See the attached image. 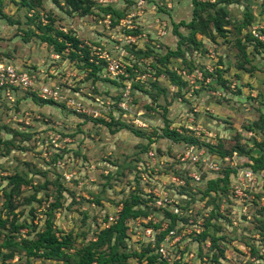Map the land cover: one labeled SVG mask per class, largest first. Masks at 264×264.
<instances>
[{"label": "rangeland", "instance_id": "rangeland-1", "mask_svg": "<svg viewBox=\"0 0 264 264\" xmlns=\"http://www.w3.org/2000/svg\"><path fill=\"white\" fill-rule=\"evenodd\" d=\"M67 1L32 0L27 6L21 0H0V60L33 69L42 82L58 85L63 96L62 103L50 104L25 91H15L10 97L0 91V217L6 218L5 228L0 227V261L5 264H63V260L27 257L15 247L2 246L6 239H35L48 224L58 237L70 239L66 252L68 264H74L77 251L97 241L106 229L109 214L123 209L124 202L131 203L133 192L144 200V192L153 183H161L163 177L155 172L162 173L161 164L152 166L153 161L146 166L145 156L136 160L154 141L151 145L161 151L163 168L175 161L182 145L162 134L165 124L198 137L203 145H216L218 153L232 155L244 145L258 156L264 148V48L245 38L248 31L236 29L247 21L250 11L254 19L248 30L258 27L264 32V0H230L226 33L212 30L214 38L198 33L196 42L187 38L192 0H142L141 5L138 0H85L82 5L90 7L86 15L70 10ZM207 11L200 10L203 16ZM175 26L184 38L175 34ZM57 31L74 35L87 48L88 60L83 48L75 51L67 43L60 56L41 40L42 33L56 35ZM242 44L246 57L239 52ZM178 47L183 56L170 58L171 70L190 75L192 67H198L207 73L220 63V79L211 83L190 75L185 98L172 97L174 88L160 70L167 50ZM103 50L126 68L137 69L140 78L129 75L117 83L104 69L95 68L98 52ZM71 95L85 96V108L95 110L97 117L73 112L64 104ZM232 161L244 159L236 156ZM134 168L140 173L137 178ZM146 169L150 171L147 176ZM210 177L217 173L207 175L199 186L206 188ZM258 185L264 188V174L259 175ZM194 188L193 197H197L192 213L205 218L203 223L208 221L207 233L216 235V243L194 246L198 256L188 264H264L261 208L254 203L245 214L243 205H235L226 188L209 202L205 194L200 200ZM142 205L141 201L136 208L144 211ZM140 219V215L130 216L125 221L119 251L143 250L145 243L138 239ZM11 251L16 252L10 257Z\"/></svg>", "mask_w": 264, "mask_h": 264}, {"label": "trees", "instance_id": "trees-1", "mask_svg": "<svg viewBox=\"0 0 264 264\" xmlns=\"http://www.w3.org/2000/svg\"><path fill=\"white\" fill-rule=\"evenodd\" d=\"M32 0H21V3L23 5L30 6ZM68 5L70 10H80V15H86L90 12V7L88 6H83L84 3L86 2L85 0H68ZM83 2V5H82ZM230 0H221L220 2L217 3H211L209 1H200V0H192V3L194 5L193 9V19H191L188 23H186V26L189 28L190 35L187 37L189 40H192L196 42L195 39V34L197 35L198 33L209 36L211 38L213 37L212 30H215L217 33L220 35H223L226 33V24L228 23L225 19L227 18L228 15V8L226 7L227 3H230ZM86 4V3H85ZM104 9V7H102ZM107 9L110 10L112 13L118 12L116 9H113L112 7H107ZM210 9V10H209ZM106 10V9H104ZM200 10H208L206 15L203 16L200 12ZM246 17H249L247 21L243 22L242 24L236 25L237 31H241L242 29L248 31L247 35L245 38L247 40H251L255 46L261 49L262 45L261 43L252 35L251 31L248 30V27L251 24V21L253 18L252 14L250 11L246 13ZM184 24V22L182 23ZM49 27V26H48ZM47 27V28H48ZM263 31V29L261 30ZM35 33V31H33ZM44 35H41V40L46 41L49 45H52L54 47V50L56 53L60 54V56H63V50L66 47L67 43H70L72 45V48L76 51L79 48H83V51H86L87 54L85 56V59L88 60V51L87 48L84 46H81L79 44L78 39L71 34L62 32V31H57L56 35H49L48 33H42ZM175 34L179 36V38H184L182 33L177 32L176 26H175ZM57 36H61L63 39L61 41L58 40ZM251 38V39H250ZM25 41H27V38H24ZM180 42V41H179ZM240 42V40H238ZM80 46V47H79ZM245 44L239 45V52L241 53L242 56L246 57L245 53ZM74 52V51H73ZM76 53H73V56ZM183 52L181 51V48L178 47L176 50H167L165 55L163 56V69L160 70L163 75L167 76L168 83L170 84L169 86L173 87L174 90L172 91L171 96L174 98L181 97L182 99L185 98V91H184V86L188 84V79H186V76L183 75L182 73H176L175 71L171 70L168 67V63L171 57H177V58H182ZM95 64V63H93ZM95 68L99 67L100 69H103V64H96L94 65ZM237 67L239 69H244V67L240 64L237 63ZM222 68V65L220 63L215 64L213 67L212 71L203 72L201 71L198 67H192L191 71H194L196 69L200 70L203 74V79L205 80L206 78H210L209 82H213L216 79L219 80L220 78L219 71ZM128 71L130 70V77L133 79L135 77V70L134 68L127 67ZM132 69V70H131ZM138 71V70H137ZM188 74V73H186ZM111 78L110 76H108ZM129 77V78H130ZM218 77V78H216ZM124 79V77H120V79L117 78H111V80H114L117 83H120V80ZM126 79V78H125ZM223 84L225 81H221ZM210 83V84H211ZM220 86V84H218ZM73 91L74 93L77 92V90H70ZM164 93L167 94L169 91V87L167 89H163ZM19 92V91H18ZM26 93V92H25ZM30 93V92H28ZM73 93V94H74ZM79 93V92H77ZM180 93V95H179ZM188 94V92H187ZM33 96H36L35 94H31ZM169 95V94H168ZM73 96V95H71ZM75 96V95H74ZM38 97V96H37ZM84 100L85 96H81ZM86 99V98H85ZM44 103H50V104H58L62 103L63 101H54L52 99H42ZM65 104V101H64ZM115 104V103H114ZM66 105V104H65ZM73 112H76L75 110H72ZM77 113V112H76ZM78 114H83L84 113H78ZM87 116V115H86ZM112 118V117H111ZM98 120V119H97ZM166 121V120H165ZM164 136L172 139L175 143L179 145H186V144H196L200 147H204L206 150L207 155L212 156L215 155L217 158H219V165H220V170L217 173V177H210L208 179V184L206 188L197 187V193L201 194L200 200H202V196H206L205 202L208 200V202L215 198L216 194L220 192H224V188L229 191L230 185H231V174H237V171L239 168H244V167H249L251 168L254 172L260 173L264 171V148L262 147V143L260 146L261 153L258 156H254L250 150V148L247 147V149L242 145L240 149L234 150L232 155H228L224 151H219V153L216 151V145H212L210 143H206L203 145L200 139L196 136H193L192 134L188 133H183L181 132L180 129L177 128H169L168 125L165 124L163 127V133ZM184 134V135H183ZM154 141H151L148 143L147 146H145V149L142 151L139 157H137V162L141 161L140 159L144 157L147 152L151 149H154L153 146L151 145ZM264 146V143H263ZM155 150V149H154ZM158 150V151H157ZM155 150L157 156H162L161 151L159 149ZM164 156V155H163ZM243 157L244 161L237 163L236 161L230 162V160L234 159L235 157ZM170 157V155H169ZM176 157V156H175ZM175 161L173 162H167L166 171L168 170H174L176 171V165L178 164V160L174 158ZM144 161V160H143ZM226 161L224 166H221V162ZM136 162V163H137ZM236 164V165H235ZM239 164V165H238ZM175 166V167H174ZM164 167V168H165ZM133 172L137 176L140 174L139 172L136 171V168L133 169ZM205 173H203L204 176ZM211 175V174H210ZM220 182V183H219ZM139 183V182H138ZM137 183V184H138ZM220 184V185H219ZM221 186V187H220ZM224 186V187H222ZM141 188L142 186H138ZM217 187V188H216ZM223 188L218 190V188ZM228 188V189H227ZM182 192L189 197V199H184L181 203V206L183 208H187L190 204H193L192 201L196 200L195 192H192V186H190L189 182L187 184V187H183ZM191 193V195H189ZM194 193V194H193ZM139 194V193H138ZM256 194V200H253V203L249 206H253L254 203L257 204V207L261 208V213L264 214V205H260L259 200L264 198V188L262 191H258ZM229 195V193H228ZM132 202L123 203V209L121 210L120 213V218L117 221V223L109 226L106 229H103L99 235L97 241L86 245L85 247L81 248L78 253L74 256V264H130V262H136L140 260L142 264H161L159 261L158 257L151 253L149 254L148 252L151 251L150 245L147 244V246L144 245V248L142 251H132L131 253H126L124 251H119L118 248L121 244H123V239L125 236L126 232V225L125 221L128 219V217H136L142 214H146L147 211H142L141 209L136 208L137 204H139L141 201L143 205L146 202V199H142V197L135 194L133 192L130 195ZM141 197V199H140ZM230 197V195H229ZM135 207V208H134ZM141 208V206H140ZM234 211V210H233ZM232 214V213H231ZM167 216L171 218V224L170 227H173L175 225V219L176 216L167 213ZM235 216V213H234ZM245 216V214L242 215V217ZM207 220V218H206ZM210 220V219H209ZM232 224V222H230ZM6 226V218L3 219L0 217V227L5 228ZM15 229V227H13ZM211 227L208 224V221L204 223V229L203 231L199 234V237L197 240L200 242V245L203 244V242L208 238L211 241L212 246L215 241L216 236L214 233H207V230H209ZM264 228V225H263ZM214 234V235H213ZM222 238H226L225 236ZM70 239L67 237H58L55 232L53 231L51 225H46V227L42 231H38L37 236L35 239H29V238H22L19 241H14V240H9L6 239L3 242L2 246L5 247H15L19 251L24 252V254L27 257H41L44 259H55V260H63V264H68L70 255L66 252L68 248H70ZM13 252L16 251H11L8 256H13ZM134 255H137L139 257H133ZM129 259V260H128ZM136 259V260H135ZM143 260H145L143 262ZM0 264H5V261L2 260L0 261Z\"/></svg>", "mask_w": 264, "mask_h": 264}, {"label": "built area", "instance_id": "built-area-1", "mask_svg": "<svg viewBox=\"0 0 264 264\" xmlns=\"http://www.w3.org/2000/svg\"><path fill=\"white\" fill-rule=\"evenodd\" d=\"M137 3L141 5L143 1L138 0ZM122 22L129 21L122 20ZM251 32L264 48V32L258 29V27H254ZM96 58L95 63L103 64L105 73L111 78L120 79V77L127 78L129 76L130 72L126 68L125 63L120 59L111 57L106 50H103L102 53L98 52V57ZM209 71H212V69ZM135 72L136 78H140L137 75L138 71L135 70ZM181 73L186 78H190V75H192L199 80H204L202 72L198 69L194 70L190 75L186 74L185 71H181ZM38 75L40 74L34 72L33 69L21 68L13 62L0 60V91L6 92L9 97L15 91H25L35 94L42 99L62 100L63 96L60 93L59 86L42 82ZM140 76L141 78L145 77V75ZM205 81L209 82L210 78H206ZM65 98L66 105L68 104L77 113L97 117L95 110L89 111L85 108L82 97L68 96ZM190 129L196 133V127L192 126ZM176 159L179 161L175 167L176 171H166L163 168L162 156H157L156 151L153 149L147 152L143 161L146 166H151L149 164L153 161L152 166L156 163L161 164L162 173L159 174L157 169L155 172L163 178L159 179L160 184L153 183L144 192L146 202L141 208L147 212L140 215L141 221L139 222L140 232L138 233V239L144 242L145 246L147 244L150 245L151 251L148 253L155 254L161 264H188L191 262V258L198 256V250L193 247H199L200 245V242L195 237L203 231L205 218H201L199 215L196 217V214L192 213V204L188 206V209L183 208L185 204L181 206V203H184L182 202L184 199H189L181 189L187 187L188 182L190 186L197 188L207 175L218 173L220 170L219 158L215 155H207L205 148L196 144L182 145L178 150ZM179 164L182 165L181 168L177 167ZM147 171L149 170L146 169L143 173ZM203 173H205L204 176ZM260 174H264V171L256 173L249 167L239 168L237 174H231L230 198L234 201L235 205L241 207L243 205L242 212L245 214L253 203V200H256L255 193L262 191L258 185ZM165 178L168 181H164ZM144 183L145 185H149L146 181ZM194 191L197 192V189L194 188ZM259 203L261 206L264 205V198L259 200ZM120 210H122V207ZM120 210H115L113 214L108 215L105 224L106 228L117 223L120 218ZM167 213L176 216L173 227H170L172 220L167 216ZM232 223L236 222L232 221ZM205 244L210 246L211 241L207 238L202 245ZM203 260H206V258Z\"/></svg>", "mask_w": 264, "mask_h": 264}, {"label": "crops", "instance_id": "crops-1", "mask_svg": "<svg viewBox=\"0 0 264 264\" xmlns=\"http://www.w3.org/2000/svg\"><path fill=\"white\" fill-rule=\"evenodd\" d=\"M151 6H152V5H151ZM149 8H150V12L154 13V10H153L151 7H149ZM152 13H151V14H152ZM261 15H262V14H261ZM263 22H264V21H263ZM263 22H262V23H263ZM261 26L264 27V23H263V25H261ZM180 99H181V98H180ZM194 110H199V108L197 107V108L194 109Z\"/></svg>", "mask_w": 264, "mask_h": 264}]
</instances>
